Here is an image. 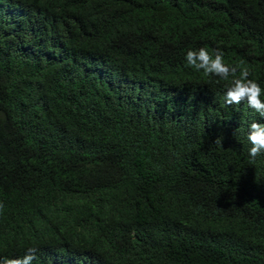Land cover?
Listing matches in <instances>:
<instances>
[{"label":"trees","instance_id":"16d2710c","mask_svg":"<svg viewBox=\"0 0 264 264\" xmlns=\"http://www.w3.org/2000/svg\"><path fill=\"white\" fill-rule=\"evenodd\" d=\"M200 48L264 89V0H0V259L264 264V117Z\"/></svg>","mask_w":264,"mask_h":264},{"label":"clouds","instance_id":"9594fccd","mask_svg":"<svg viewBox=\"0 0 264 264\" xmlns=\"http://www.w3.org/2000/svg\"><path fill=\"white\" fill-rule=\"evenodd\" d=\"M187 64L195 70H203L205 75H215L224 80L231 77V84L225 92V103L227 105L240 104L246 100L250 108L254 109L261 117H264V101L261 95L264 89L255 80L249 79V70L246 67L228 66L224 62L223 53L219 50L215 54H210L207 49L188 50L185 57ZM247 138L251 144L249 157L255 159L264 151V122L253 121L248 126ZM4 204L0 202V211ZM36 248H29L19 258L4 257L0 259V264H32L36 259Z\"/></svg>","mask_w":264,"mask_h":264}]
</instances>
